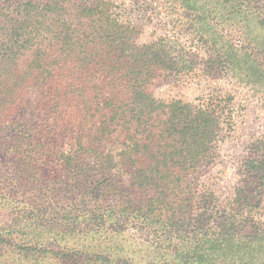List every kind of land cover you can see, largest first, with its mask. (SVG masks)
Instances as JSON below:
<instances>
[{"label": "trees", "instance_id": "16d2710c", "mask_svg": "<svg viewBox=\"0 0 264 264\" xmlns=\"http://www.w3.org/2000/svg\"><path fill=\"white\" fill-rule=\"evenodd\" d=\"M226 76L264 104V0H0V141L17 154L31 139L28 153H55L74 180L65 208L59 189L46 196L29 185V163H16L0 212L13 217L18 249L62 241L63 226L89 264H121L95 245L133 228L172 259L161 264H264V131L234 157L239 183L222 195L224 170L208 168L234 131L230 95L193 104L154 94L172 77ZM44 216L55 220L41 225ZM39 227L51 232L42 243L27 232Z\"/></svg>", "mask_w": 264, "mask_h": 264}, {"label": "rangeland", "instance_id": "374dc122", "mask_svg": "<svg viewBox=\"0 0 264 264\" xmlns=\"http://www.w3.org/2000/svg\"><path fill=\"white\" fill-rule=\"evenodd\" d=\"M144 39H146V34ZM245 81L240 82L236 78L226 76L202 82L182 83L172 77L166 84L160 85L154 89L155 96L162 99H171L175 97L193 104H197L206 97L207 94H218L219 99H223L225 95H230V109L233 110L232 119L234 131L224 143L216 147L217 158L214 164L211 165V168H208L216 172L219 169L224 170V174L222 178H220L221 180L218 181L219 185L216 187V191L222 195H228L233 185L239 183V173L233 168L237 163V161L234 163V157L245 154L247 151L245 146L250 140V137L252 138L253 135L257 137V135L264 131V104L262 96L257 91L253 92V89ZM38 125H40V123H38ZM42 136H44L43 133H39L34 139L39 142H46ZM5 142V138L0 141V183L16 182L17 179L15 176L17 168H15V165L18 161L24 159L29 163L30 167L27 171V175L38 174V177H35L37 180H33L34 183L31 178L29 179V185L41 184L42 189L47 191L46 196H49L50 191L51 193H55V189H59L60 195L66 197L64 200V207L67 208V205H69L68 199L73 197L72 194L69 193L72 189L71 186L74 184L73 175L69 173L71 169L65 166V170H63L64 167H62V163L57 160L58 157L55 153L45 156L41 154L44 152V149H41L39 152L35 151L32 154L28 153L32 151L30 146V144H32L31 139L26 138L22 146H17L20 147L19 150H17V154L5 152ZM60 152L67 157L69 148L63 146ZM31 168L33 169L31 170ZM60 181L66 184L61 189L58 184ZM46 187H49V189ZM36 197L40 198L41 195H36ZM37 201L39 203H44L43 207L49 211L46 203L48 199L45 198ZM21 213L22 212H19V215H21ZM46 218L47 216L43 217L41 225L55 220L51 218L49 222H47L48 220H46ZM12 220L13 217L9 212H0V264H89L85 257L87 246H84L83 240L68 236L71 233L67 232L63 226L58 232L63 239L62 241L58 243L47 242V244L42 245H30L31 247L23 245L24 249H36V253H30L31 255L27 254L15 260L14 255L9 252L13 248H15L16 252L17 250L24 252V249H18L20 245L14 244V242L18 241L22 236L20 235L19 238H15L16 236L10 234L7 230V227L12 225ZM54 223L57 224L58 228L59 222ZM21 225L24 224L22 223ZM47 230L48 228L46 227H39L36 229L31 228L27 232L30 233V239L42 243L48 234L51 235V232ZM113 236L115 237L111 238V242L106 245H95V248H97V246L106 247L105 251L118 257L114 258V260H119L121 264H145L147 261L149 263L161 264L165 261L172 260L166 255L162 257V255L159 254L160 251L156 250L153 243H151L154 241V237L148 234L147 231H138L137 229L129 228L126 232ZM73 242L76 245H72ZM91 246L92 245H89L90 248ZM164 248H167V245ZM87 250L89 251V249ZM147 254H149L148 258ZM154 258L159 261H153ZM90 263L95 264L93 260H91ZM101 263L106 264L105 262Z\"/></svg>", "mask_w": 264, "mask_h": 264}]
</instances>
